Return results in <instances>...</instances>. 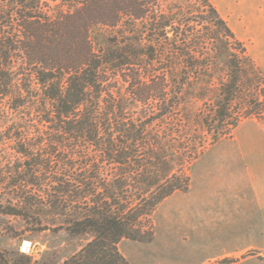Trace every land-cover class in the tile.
Wrapping results in <instances>:
<instances>
[{"label":"trees","instance_id":"trees-1","mask_svg":"<svg viewBox=\"0 0 264 264\" xmlns=\"http://www.w3.org/2000/svg\"><path fill=\"white\" fill-rule=\"evenodd\" d=\"M166 2L0 0V213L86 237L50 264H130L120 242L153 240L207 145L264 121V76L217 7ZM33 261L0 249V264Z\"/></svg>","mask_w":264,"mask_h":264},{"label":"rangeland","instance_id":"rangeland-1","mask_svg":"<svg viewBox=\"0 0 264 264\" xmlns=\"http://www.w3.org/2000/svg\"><path fill=\"white\" fill-rule=\"evenodd\" d=\"M210 1L244 42L264 76L260 42L264 0ZM175 5H182L193 18L201 12L197 0H168L164 9ZM108 33V28L100 26L92 34L102 42ZM0 103V113H6L7 104L2 99ZM201 107L202 101L195 98L186 106L191 112ZM4 126L0 122L1 129ZM256 143L264 145V121L253 116L243 118L230 136L208 144L190 166L189 189L175 192L155 210L153 240L120 242L119 248L130 264H264V195L240 190L244 189L240 183L248 178L246 147ZM12 147L6 140L0 152H12ZM8 198L0 194V204H6ZM248 199L253 201L252 210L242 209L236 217L229 216L234 202ZM27 225L19 216L0 213V249L31 255L34 261L42 260L38 264H50L86 241L85 236H71L64 230L31 231ZM34 261L32 264H37Z\"/></svg>","mask_w":264,"mask_h":264},{"label":"crops","instance_id":"crops-1","mask_svg":"<svg viewBox=\"0 0 264 264\" xmlns=\"http://www.w3.org/2000/svg\"><path fill=\"white\" fill-rule=\"evenodd\" d=\"M264 30V28H263ZM263 38L260 40L261 44L264 48V31L262 32ZM248 154V178L243 180V183H240L244 189H240L241 191H245L246 193H259L264 195V145H249L246 147ZM239 185V184H238ZM253 201L242 200L236 201L232 205V211L230 212V217H236L239 215L240 210L249 211L252 210L254 205ZM262 209V207H260ZM229 212H225L229 214ZM224 213V212H223Z\"/></svg>","mask_w":264,"mask_h":264}]
</instances>
